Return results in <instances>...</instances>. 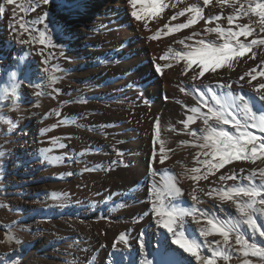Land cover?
<instances>
[{
    "label": "bare ground",
    "instance_id": "1",
    "mask_svg": "<svg viewBox=\"0 0 264 264\" xmlns=\"http://www.w3.org/2000/svg\"><path fill=\"white\" fill-rule=\"evenodd\" d=\"M231 3L137 0L134 8L131 0H52L47 5L43 0L36 5L32 0H0V113L14 125L11 130L0 126V264H145L162 245L176 247L172 234L158 223L157 189L164 208L179 201L195 209L174 225L186 237L189 232L198 236L208 227V218L238 215L230 201L212 199L216 192L205 193L251 186L246 177L253 169L258 185V160L254 164L233 160L204 179L207 167L202 161L207 152L196 141L190 142L187 117L194 114L192 108L205 113L209 107L216 108L205 95L201 97L207 88L221 97L225 92L238 95V89L231 86L229 91L217 86V81L235 79L249 90L264 82V45L240 57L206 61L204 76L196 80L191 77L193 70L198 71L200 57L193 59L187 73L182 58L187 46L200 40L222 42L218 33L208 31V18L219 16L212 21L224 24L234 13ZM193 5L203 9L196 22L175 30L192 13L176 20L170 17ZM133 11L142 19L132 16ZM246 19L240 15L234 22ZM40 33H44L43 44ZM257 33L258 29L245 37L246 43ZM189 36L191 40L186 39ZM156 64L161 65L159 72ZM252 69L256 80L249 84V76L240 79ZM51 76L57 77L55 83ZM15 84L20 86L13 93ZM239 95L247 98L253 93ZM14 100L21 105L19 112L10 110ZM255 103L260 107V101ZM237 118L244 119L238 114ZM210 125L230 128L215 121ZM192 128L195 136L207 134L202 121ZM169 130L183 133L179 141H165ZM180 138L187 145H181ZM53 158L57 162L52 163ZM161 158L167 163L162 164ZM227 174L235 179L219 180ZM169 178L180 189L176 197L165 191ZM255 218L264 230V217ZM121 234L127 243L120 240ZM243 234L264 247V237L258 233L253 237L245 226ZM204 239L222 242L218 234L200 238ZM234 240L230 237L233 244ZM228 251L231 259L216 264H239L243 256ZM209 254L201 247L200 255ZM185 257L190 264H200L187 253Z\"/></svg>",
    "mask_w": 264,
    "mask_h": 264
},
{
    "label": "snow or ice",
    "instance_id": "2",
    "mask_svg": "<svg viewBox=\"0 0 264 264\" xmlns=\"http://www.w3.org/2000/svg\"><path fill=\"white\" fill-rule=\"evenodd\" d=\"M52 0H43V4H50ZM211 0H204V5H208ZM228 0H217V3L223 6ZM34 5L38 4V0H32ZM133 7L137 5V0H131ZM238 5V7H237ZM162 6H164L162 4ZM230 7L234 9L233 15L227 16L228 25H232L234 19L240 15L249 17L248 24L238 25V30H233L232 27L222 29L219 25L215 28H211L209 32L218 33V39L221 43H216L214 41H209L207 44L203 40H200L196 46H187L186 50L182 52V58L185 60L184 73H187L189 69L192 68L193 59L195 57H200V62L198 64V71L193 70L192 80H196L198 77H203L206 68V61L219 60L220 58H227L229 56L240 57L254 48L256 45H264V38H259V33H264V0H245L241 3L240 0H232L229 4ZM144 7V5H142ZM147 7H155V4H148ZM172 8L176 7V4L171 5ZM203 11L198 5H193L192 7H186L170 17V20H176L179 16H184L185 12L192 13L185 23H180L175 26V30L184 29L190 27L196 22L197 16ZM43 16L46 18L47 13ZM132 16L137 20H141L142 17L139 12L133 11ZM252 16L258 17L259 19L253 21ZM200 18H203L202 16ZM219 16H209L208 23L212 20H219ZM43 22V20H41ZM255 24V27L252 25ZM24 28V25H21ZM147 27V24H145ZM168 28V25H164ZM257 33V38H253L250 42H242L239 38L241 36L248 37L252 36L254 32ZM27 29L25 28V31ZM172 29H169L171 31ZM158 34V33H157ZM198 35V34H197ZM156 37H153L155 39ZM186 39L191 40L192 37H186ZM40 43H44V33H40ZM179 43L183 44L184 40H180ZM253 59L255 58V52H253ZM161 59H165L164 56ZM261 65H264V61H261ZM157 72L161 70V65H155ZM215 71V67L212 69ZM243 73L240 79L242 80L244 76H249L250 79L248 83L256 80L255 75H251V72ZM264 75V72L261 73ZM12 77L16 76V73H11ZM50 79L55 83L57 77L51 76ZM20 85H12L13 93H15L16 88ZM221 87L231 90L230 85H222ZM208 92L212 93V100L215 101L218 107L208 108L207 113H202L203 124L207 126L205 129L206 135L203 137L204 144L201 145L203 148H208L211 150L213 156H218L219 159L215 163L210 160L205 159L202 161L207 165V172L204 174L203 178L207 179L208 174L213 172L214 169L218 170L223 168L226 162H231L233 160H247L251 161L253 164L260 160L264 163V139L258 138L248 129L258 128L259 131L264 132V82H260L252 88L253 95H230L229 92H225L223 97L217 95L213 89L207 88ZM205 95L201 92V97ZM260 101V107H256V101ZM255 109V111H254ZM193 113H199V108H192ZM237 114L242 116L244 119L241 121L237 118ZM187 120L194 122V116H188ZM209 120H214L216 125H227L232 124L235 129V134L225 130L223 127H213L209 124ZM158 127V123L156 125ZM185 126L187 124L185 123ZM191 135L195 136L196 133L193 132ZM60 148L64 147V144L59 145ZM163 150V149H161ZM42 151L47 152L48 149H43ZM207 156L208 153H205ZM58 158H53L52 163L57 162ZM163 162V158H161ZM193 172H197L198 169H192ZM243 171V169H241ZM257 170L253 169L252 172L246 177L247 180L252 181L251 186H232L227 188H220L218 191L213 189L211 192L205 193L211 196L213 192H216L221 201H230L238 213L235 218H225V219H207L208 227L202 228L199 231V235L189 232L186 237L184 231H178L174 228L177 221H183L187 216L193 215L195 209H188L181 206V203L177 201L176 205L169 203L167 208H164L163 200H161V192L157 189L155 191L156 199L159 201V206L154 210L157 216L161 219L158 221L168 233L172 234L173 240L172 244L176 247L161 246L158 252L155 254V258L151 261H146L145 264H190V261L185 257V253L194 257L196 261L200 264H216L217 259H223L228 261L231 259L229 255V249L239 252L240 255L247 258L249 256L259 257L260 264H264V247L258 246L257 243H250L245 235L242 234L243 228L246 226L250 230L251 235L255 237L257 233L260 237H264V230L257 224V219L255 218L257 214L264 217V167L258 169L260 183L257 185L254 181ZM71 174V173H69ZM193 179H198L199 177L193 176ZM226 179H235V176H224L219 177L220 181ZM165 191L168 196L176 197L180 194V189L176 187L172 178H169L165 182ZM201 192L204 191L203 188L200 189ZM246 198V199H242ZM259 198V199H258ZM197 197L193 194L192 200H196ZM198 222V221H197ZM213 234H218L222 237V242L220 240L207 241L204 239L200 240L201 237H208ZM234 236V244L230 241V237ZM188 237H191L190 239ZM9 240L13 237L9 236ZM120 240L127 243L123 234L120 235ZM16 243L19 244L20 241L17 239ZM221 243L223 246L221 247ZM216 245V247H213ZM239 246L238 248L236 246ZM140 246L143 247V241L140 242ZM115 247V245H114ZM201 247L207 248L209 250V255H200ZM182 250V251H181ZM243 264H252L248 259L243 260Z\"/></svg>",
    "mask_w": 264,
    "mask_h": 264
},
{
    "label": "rangeland",
    "instance_id": "3",
    "mask_svg": "<svg viewBox=\"0 0 264 264\" xmlns=\"http://www.w3.org/2000/svg\"><path fill=\"white\" fill-rule=\"evenodd\" d=\"M142 1H144V2H146V3H149L150 2V0H142ZM211 1H214V0H211ZM251 19L254 21V18H253V16L251 17ZM225 22H224V24H220L219 26H221V28L222 29H226V28H228V27H232L234 30H238V25H244V24H248L247 22H249V17H247V19L245 20V21H238V22H233V24L230 26V25H228V23H227V20H224ZM180 23H183V22H180ZM180 23H178V24H180ZM236 23H238V24H236ZM214 24V25H213ZM211 25V26H210ZM216 25H218V23H216V22H211L210 24H209V29L212 27V28H215V26ZM253 27V26H252ZM245 37L244 36H241L239 39L243 42H245L246 43V41H245V39H244ZM264 38V37H263ZM243 39V40H242ZM235 79H230V80H227V81H217L216 83L218 84L217 86H219V85H230V86H232L233 87V89H238V95L239 94H241V92H244L245 94H251V93H253L252 92V90H249V89H245L244 88V86L242 85V83L241 82H238V81H234ZM234 85V86H233ZM213 91L218 95V93L213 89ZM207 95V96H206ZM212 93L211 92H207L206 94H205V98H206V101H207V103L208 104H215L216 105V103H215V101L214 100H212ZM189 99V97L188 96H186L185 97V100H188ZM216 107H218L217 105H216ZM202 113H205L202 109H200V112L199 113H194L192 116H194V122H190L189 123V128H188V135H189V140H190V142H195L196 141V145L198 146L199 145V147L201 148V150H202V152H207L208 153V155L206 156L205 155V157H204V160L205 159H207V160H210L212 163H215L216 162V160H218L219 159V157L218 156H213L212 154H211V150L210 149H208V148H203V147H201V145H203L204 144V139H203V136H201V135H198V136H193V135H191V133H193V126H195V125H197V124H199L201 121L203 122V118H202V116H201V114ZM212 121H214V120H209V124L212 122ZM127 122V121H126ZM228 126H230V128H228V127H225L224 129L225 130H227V131H229V132H231V133H233V134H235V129L233 128V126H232V124H227ZM250 132H252L254 135H256L258 138H260V139H262L263 137H264V132H261V131H259V129L258 128H251L250 130H249ZM181 134H183V133H181V132H175V131H171V130H169V131H167L166 133H165V141L166 140H170V141H179V136L181 135ZM180 140H181V138H180ZM199 142H198V141ZM202 141V142H201ZM201 144V145H200ZM181 145H187V143L186 142H184V141H182L181 140ZM164 163H167V159L165 158L164 160H163V162H162V164H164ZM229 162H226L225 163V165H227ZM205 165V164H204ZM256 165H257V168H260V167H264V163H262L261 164V161H259L258 160V162L256 163ZM259 166V167H258ZM205 167H207V165H205ZM225 176V175H224ZM227 176H230L229 174H227ZM226 176V177H227ZM226 180H229V179H226ZM212 197V199L213 198H219L218 197V195H213V196H211ZM242 199H246V198H242ZM161 200H163L164 201V199H163V197H161ZM257 222H259L260 223V221H257ZM242 234H243V232H242ZM190 239V238H189ZM249 241H251V240H249ZM254 242V241H253ZM250 243H252V241L250 242ZM256 243V242H255ZM258 246H259V244H257ZM258 258V259H257ZM21 259V257H19L18 258V260H20ZM244 259H249L251 262H252V264H260V258L259 257H254L253 258V256H249V257H247V258H244V257H241L239 260H238V263L239 264H243V260ZM219 260H221V259H217L216 260V262H218Z\"/></svg>",
    "mask_w": 264,
    "mask_h": 264
},
{
    "label": "clouds",
    "instance_id": "4",
    "mask_svg": "<svg viewBox=\"0 0 264 264\" xmlns=\"http://www.w3.org/2000/svg\"><path fill=\"white\" fill-rule=\"evenodd\" d=\"M16 100H18V97L16 98ZM16 100H14L13 107L10 110L19 112L21 105L16 102ZM0 126H9V130H11V127H13L14 125L10 117L0 113Z\"/></svg>",
    "mask_w": 264,
    "mask_h": 264
}]
</instances>
